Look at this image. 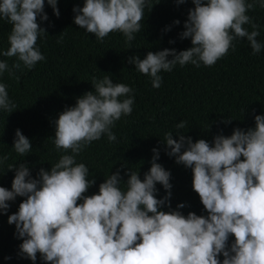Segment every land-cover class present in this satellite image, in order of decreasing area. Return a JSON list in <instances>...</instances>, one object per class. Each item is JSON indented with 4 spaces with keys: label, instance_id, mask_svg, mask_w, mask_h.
Segmentation results:
<instances>
[{
    "label": "clouds",
    "instance_id": "obj_1",
    "mask_svg": "<svg viewBox=\"0 0 264 264\" xmlns=\"http://www.w3.org/2000/svg\"><path fill=\"white\" fill-rule=\"evenodd\" d=\"M45 3L58 18V0H0V20L11 25L9 47L0 50V56L16 58L11 67L0 60V77L7 72L11 78L22 66L31 70L46 59L37 47L38 38L47 35L38 23L48 20ZM191 3L194 7L179 33L181 40H190L189 48L128 58L136 71L150 78L153 88L161 86L160 73L171 72L177 64L215 65L229 49L235 50L234 40L246 38L254 55L264 47L256 39L260 25L247 14L257 6L264 8V0ZM154 5L151 0H83L82 7L72 9L73 23L99 41L121 33L130 48L134 34L141 31L145 8L151 11ZM91 85L94 91L77 97L74 106L65 107L54 121L50 138L62 153L57 162L48 170L41 167L35 178L23 162L5 170L14 176L10 189L0 186V215L7 214L9 202L22 198L7 219L22 241L18 254L33 264L38 254L44 264H264V115H254V127L234 128L229 136L217 134L211 143L193 142L184 133L177 134L178 139L171 131L164 134L166 155L191 170L192 190L206 212L185 215L180 211L184 203L171 208V173L157 163V148L152 149L143 179L138 169L127 168L124 180L117 169L103 179L96 193L86 194L95 179L77 156L103 135L115 141V122L131 115L134 104V90L114 83L110 75L93 78ZM15 108L7 85L0 82V110L11 114ZM185 126L181 121L176 129ZM11 148L25 157L33 146L17 129ZM8 159L7 154L0 155V166ZM157 184L165 190L162 198H157Z\"/></svg>",
    "mask_w": 264,
    "mask_h": 264
},
{
    "label": "trees",
    "instance_id": "obj_2",
    "mask_svg": "<svg viewBox=\"0 0 264 264\" xmlns=\"http://www.w3.org/2000/svg\"><path fill=\"white\" fill-rule=\"evenodd\" d=\"M151 3L155 5L151 11L145 8L141 31L134 34L130 48L121 33H110L99 41L73 23L72 9L82 7L83 0H58V18L45 3L48 20L38 19V23L47 35L38 38L37 47L46 59L31 70L22 66L11 78L7 72L0 77L16 105L11 114L0 110V155L9 156L0 166V186L11 188L14 172H5L9 164L25 163L35 178L41 167L48 170L57 162L62 153L55 150L50 137L54 136L58 114L65 107L74 106L77 97L94 91L93 78L110 75L114 83H124L134 90L133 111L115 122L112 128L115 141L109 142L107 135H103L77 156V162L84 163L95 179L86 194L96 193L103 179L117 169L124 180L127 168L138 169L143 179L150 167L152 149L157 148V163L171 173V208L176 209L177 204L184 203L185 207L180 209L183 214L191 211L206 215L198 195L192 190L191 170L166 155L161 141L164 134L171 131L173 139L184 133L193 142L205 139L211 143L217 134L229 136L234 128L254 127V115H264V47L254 55L246 38L234 40L235 50L229 49L215 65L177 64L171 72L162 71L161 86L153 88L150 78L136 71L128 58L133 55L143 58L148 51L166 48L177 52L189 48L190 40H181L179 33L184 30L188 10L194 5L191 0L179 5L173 0H151ZM247 14L260 25V35L256 39L264 44V8L257 6ZM175 20L180 24H173ZM244 27L252 31L249 25ZM166 28L170 30L165 31ZM10 29L7 21L0 20V50L9 47ZM170 40L174 42L169 43ZM0 60L7 61L11 67L16 58L0 56ZM226 119L232 120L225 123ZM181 121H185L186 126L177 130L176 124ZM17 129L33 146L25 157L11 148ZM156 187L157 198L164 197L163 187L159 184ZM21 199L17 197L9 202L7 214L0 215V264H33L18 254L22 241L15 236V225L7 222L8 215L17 211ZM35 264H44L39 254Z\"/></svg>",
    "mask_w": 264,
    "mask_h": 264
}]
</instances>
